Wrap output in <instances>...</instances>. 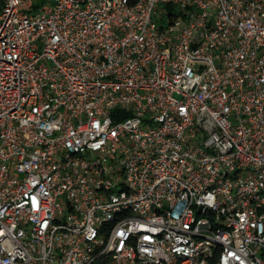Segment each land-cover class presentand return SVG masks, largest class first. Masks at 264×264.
Here are the masks:
<instances>
[{"label":"built area","instance_id":"1","mask_svg":"<svg viewBox=\"0 0 264 264\" xmlns=\"http://www.w3.org/2000/svg\"><path fill=\"white\" fill-rule=\"evenodd\" d=\"M0 264H264V0H0Z\"/></svg>","mask_w":264,"mask_h":264},{"label":"rangeland","instance_id":"2","mask_svg":"<svg viewBox=\"0 0 264 264\" xmlns=\"http://www.w3.org/2000/svg\"><path fill=\"white\" fill-rule=\"evenodd\" d=\"M36 1H37V2H39L40 0H36ZM161 12H162V11H160V15H159V18H161Z\"/></svg>","mask_w":264,"mask_h":264}]
</instances>
